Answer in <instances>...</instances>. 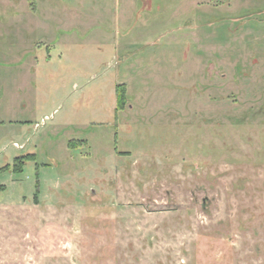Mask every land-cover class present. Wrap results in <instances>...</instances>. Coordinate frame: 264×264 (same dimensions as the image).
Wrapping results in <instances>:
<instances>
[{
	"label": "rangeland",
	"instance_id": "374dc122",
	"mask_svg": "<svg viewBox=\"0 0 264 264\" xmlns=\"http://www.w3.org/2000/svg\"><path fill=\"white\" fill-rule=\"evenodd\" d=\"M0 264H264V0H0Z\"/></svg>",
	"mask_w": 264,
	"mask_h": 264
}]
</instances>
